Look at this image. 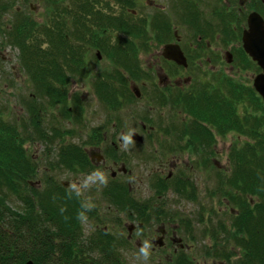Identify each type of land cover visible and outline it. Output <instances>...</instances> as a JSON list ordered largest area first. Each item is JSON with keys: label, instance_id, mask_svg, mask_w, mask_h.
<instances>
[{"label": "trees", "instance_id": "16d2710c", "mask_svg": "<svg viewBox=\"0 0 264 264\" xmlns=\"http://www.w3.org/2000/svg\"><path fill=\"white\" fill-rule=\"evenodd\" d=\"M68 1L69 4H52V18L45 24L35 22L26 12H18L16 9L14 17L10 18L12 30L8 35V43L18 49L20 68L28 77V82L32 83L34 92L32 101L24 102L31 124L23 122L22 128L26 131V136L21 134L17 123L5 120L0 103V264H88L89 261H85L87 255H94L96 252L103 256L116 254L109 233L97 230L89 236L85 234L82 221L77 219L81 207L78 197H69L68 189L54 178L57 170L76 172L77 167L86 169L85 153L65 140L60 142L56 150L52 149L56 138L71 135L72 132L54 127L50 129V135L43 127L42 117L49 109L54 108L59 111L64 122H83L82 101L79 97H69L68 86L71 79L86 77L82 56L94 30L143 34L146 28L144 24L137 25L133 21L122 19L120 23L108 15L100 16L101 12H96L95 0ZM259 2L250 0L248 11L256 10L264 17V3L259 5ZM12 9L14 8L0 2V29L6 11ZM233 22L234 26L238 25V31H232L233 38L240 41L241 22L237 19H233ZM132 36L124 34L121 39L112 43L111 38H101L98 46L116 63V60L128 63V60L134 59L136 55L135 36ZM241 53V59L236 63L242 69L254 65L256 72L260 71L243 50ZM116 77L120 81L124 79L120 75ZM131 78H135L133 73ZM107 86L109 85L105 82L104 89ZM122 94L127 92L123 90ZM109 95L111 100L108 99ZM104 96L105 111L111 115L112 111H117L118 102L112 92H104ZM193 96L195 98L186 102L185 112L208 139L215 142L213 132L204 127L203 123L218 132H238L246 139L251 138L250 142L232 147L229 156L231 177L228 178V186L226 185L220 195L233 206L232 236L235 245L243 250V257L241 256L235 264H264V131L259 129L264 126V102L253 86L238 79L229 80L228 89L206 91L204 88ZM41 101H44V104L39 103ZM249 103L256 105L255 108L262 112V117L252 114L239 116L240 108H246ZM240 118L251 123L252 132L242 130ZM27 127L33 128L34 136L27 132ZM192 134L193 138H201L198 131ZM36 141L47 146L49 158L54 154L45 164L50 173H45L42 178L39 173L42 163L38 162L26 147ZM206 162L209 163L204 157L203 164ZM205 165L207 168L208 164ZM209 166L212 164L209 163ZM40 180L41 186L38 185ZM174 180L175 183L160 182L156 189L151 186L158 194L173 190L178 197L195 201V185L181 181L179 177ZM111 191L112 200H116L122 210L131 206L141 207L134 201H128L127 187L112 188ZM62 208L65 209L64 212H61ZM138 215L139 219L146 216ZM185 223L187 227L192 228L189 222ZM226 229L227 226L222 223L221 233L226 232ZM191 230L189 229L192 236ZM216 240L217 244H221L219 236ZM129 243L127 238L121 237L120 249L124 252ZM55 253L57 258L53 257ZM73 254H79L80 257L70 263V256ZM230 254L216 252L215 256L229 261ZM93 261V264H126L122 253L119 261L114 258ZM178 264L195 263L185 259Z\"/></svg>", "mask_w": 264, "mask_h": 264}, {"label": "flooded vegetation", "instance_id": "af4514ba", "mask_svg": "<svg viewBox=\"0 0 264 264\" xmlns=\"http://www.w3.org/2000/svg\"><path fill=\"white\" fill-rule=\"evenodd\" d=\"M7 6H12L11 1L7 0ZM17 4H22V0H14ZM25 2L29 0H24ZM97 2V11L101 12L100 16L108 15L120 22L123 20L133 21L137 25H145L146 32L139 34L138 32H106L94 30L91 39L86 43L85 53H83L82 61L83 71L86 75L82 79H71L68 86L69 97L71 99L80 98L83 104V122L80 124L71 120L69 123L73 125H82L84 120L88 126L86 131L81 133L85 137L79 138L83 140L77 146L86 155L85 168L81 169V174L90 175L95 170L108 172L111 177V183L100 193L94 190H88L79 197L81 199L90 198L95 207L86 213V219L82 221V227L85 230L88 223L93 230H102L109 233L112 237L113 246L116 248L115 255L103 256L99 252L94 255L85 256L88 264L95 263L94 260H112L116 261L123 259L127 264L126 254L133 253L135 250L142 247V242L147 240L151 243L150 256L146 259L153 264H178L185 259L199 264L196 257L190 255L192 245V236L188 234L189 227L186 223L172 225L171 218L177 212H171L170 195H176L175 191L170 190L164 194V191L158 194L156 189L158 183L173 182L179 177L181 181L192 182L194 179L184 174V165L187 159L193 157V160L198 158L199 162L202 156H205L206 150L210 149L212 155L208 154L207 161L216 167H220L221 162L216 156H223V151L229 149L228 160L230 162L229 153L233 147L232 134L227 132H218L208 127L207 123L203 126L210 129L214 135L215 142L208 139L207 135L203 134L194 122H189L191 117L185 112L186 102H189L194 93L205 88L206 91L215 89H228V81L233 78L232 71L234 70L237 51L235 46L238 45L239 54L242 56L243 49L242 37L243 32L248 27V16L252 11H248L250 0H95ZM49 4L55 5L57 2L69 4L68 0H48ZM264 3V0H262ZM59 4V3H57ZM33 7L31 6V9ZM16 11H24L22 8H17ZM258 12V11H257ZM11 11H6L4 23L1 25V31L8 43V35L12 30L10 20L8 21ZM246 19L244 20V17ZM30 17H32L30 15ZM33 18V17H32ZM35 19V18H34ZM233 19H237L240 23L239 28L242 29L241 40H234L232 31H238V25L234 26ZM130 37L135 36L136 55L134 59L128 60V63H121L116 60V63L98 46L101 38H111V43L121 39L123 35ZM138 34V35H136ZM155 42L162 43V65H158L156 73L153 71L156 65L150 64L148 69L144 68L139 56L142 52H149L153 48ZM8 46L16 47L8 43ZM170 46H178L186 58L187 66L179 65L178 63L169 60L166 57V49ZM233 50V51H232ZM96 62H90L92 53ZM246 54V53H245ZM247 55V54H246ZM7 57V58H6ZM103 57L109 62V67L101 70L97 68V61L101 62ZM116 57V56H115ZM248 57V55H247ZM9 56H4L3 62L8 61ZM204 65L210 70V73H217L218 80L215 76L212 81H201L199 74L203 72ZM230 68V69H229ZM221 70H226L223 72ZM131 73L135 78H131ZM108 75V77H106ZM116 75L122 76V81L118 80ZM7 79L10 75H4ZM15 76V75H13ZM95 77V78H94ZM99 78H102L101 80ZM93 81L90 90L87 89V82ZM107 86L104 89V83ZM213 88H211V87ZM113 89V90H112ZM112 90V91H111ZM127 94H122V91ZM112 92L115 101L118 102L116 110L118 114L122 109L146 99L149 103L153 102L157 108H162L161 114L155 112L156 108L152 104L147 105V112L143 117V122L140 124V131L133 130V144L124 147L120 139L122 133L130 130V126L138 125L136 120L128 123L114 116L102 118H88L87 102L90 97H93L99 106L104 107L105 98L104 92ZM139 92V95H138ZM228 95V93H227ZM107 97V95H106ZM108 99L111 100L110 95ZM107 99V100H108ZM121 103V105H120ZM103 109V110H104ZM120 116V114H119ZM93 124V125H89ZM199 125V124H198ZM201 126V125H199ZM198 131L199 139L193 138V132ZM225 131V129H224ZM211 135V134H208ZM230 141V142H229ZM219 145H222L219 150ZM228 145V146H226ZM131 147V148H130ZM203 153V154H202ZM154 154L157 156L154 157ZM207 156V155H206ZM160 160V165L151 174L152 180L151 193L148 198L142 202L138 198H134V184L141 176L137 174L139 161L152 162L156 159ZM160 157V159H158ZM137 162L136 165L134 163ZM168 165H173L175 172L165 174ZM191 170H196L190 165ZM210 167V166H209ZM182 168V170L180 169ZM76 169V171H77ZM179 171V174L176 172ZM74 175V171H69ZM120 180V182H117ZM41 186V183H38ZM195 185V184H194ZM66 188L69 184H63ZM128 188V201H134L135 204H140L137 208L131 206L121 209V205L112 200V188ZM69 189V188H67ZM73 195H75L73 193ZM76 196V195H75ZM177 196V195H176ZM184 200V199H183ZM104 204L108 205L106 208ZM164 204V206H163ZM124 211V212H123ZM124 213V215H123ZM138 214L146 215L143 219H139ZM161 214V215H160ZM173 214V215H171ZM149 215V216H148ZM126 216L131 220V224L127 226V234L123 228L122 217ZM143 220V221H139ZM146 222V223H145ZM187 228V231L185 229ZM183 237H178L180 230ZM148 230L156 232L154 238L150 240ZM125 237L129 240V247L124 250L120 249V239ZM88 242L87 239H85ZM162 244V245H161ZM131 245V247H130ZM179 246L174 250L173 254L157 253L159 250L164 252L168 250V246ZM85 246V244H84ZM84 251V250H83ZM74 255V254H73ZM70 256V263L77 259L79 254ZM57 258V253L54 254ZM90 259L92 261H90ZM219 264H225L220 262Z\"/></svg>", "mask_w": 264, "mask_h": 264}, {"label": "rangeland", "instance_id": "374dc122", "mask_svg": "<svg viewBox=\"0 0 264 264\" xmlns=\"http://www.w3.org/2000/svg\"><path fill=\"white\" fill-rule=\"evenodd\" d=\"M48 0H29L25 2L22 0V4H17L15 1H11L12 5L11 8H14L11 10V14L9 15L8 21L10 18L14 17V10L17 8H22L27 12H31V16L35 18V22L39 24H45L48 21L50 22V19L52 18L51 11L53 7L51 4L48 5L46 2ZM259 5L262 4V0H259ZM0 2L7 3V0H0ZM258 5V3H257ZM253 5V7L257 6ZM31 6L33 7L31 9ZM249 9V4H248ZM252 11V10H251ZM253 12V11H252ZM257 12V11H256ZM63 14V12H62ZM64 17V16H63ZM65 18V17H64ZM245 20V19H244ZM235 50L237 51V57L236 61L239 63V59H241V56H239V50L238 45H236ZM162 43L155 42L153 44V48L149 52H142L139 56L140 61H142L144 68L148 69L150 67V64L156 65L154 67V72L156 73L157 66L161 64L162 62ZM233 51V50H232ZM97 53H92L90 56V62H96V57L94 58V55ZM4 56H9L7 59L8 61L3 62ZM19 53L18 50L14 49L13 47L8 46V43H6L5 36L3 35V32L0 30V103L3 107L4 111V118L6 121L9 122H15L18 126H20V132L22 135L26 136V131L22 128L23 122H25L27 125L30 124V117L28 115V111L26 107H24V102H31L32 101V94L34 92L33 85L31 82H28V77L24 74L23 70H21L19 65ZM7 58V57H6ZM244 65L245 62L241 60ZM109 61L103 57V60L99 63L97 61L96 64L97 68L104 70V68L109 67ZM235 62L234 70L232 71L233 78L243 81L244 83L253 86L254 79L256 76L261 72L257 71L256 67L253 66H247L245 69H242L240 65H238ZM256 65V64H255ZM203 72L201 71V74L197 78H199L201 81H212L214 79L211 76H215L216 81L218 80L217 73H210V70L207 68L206 65H204ZM258 67V66H257ZM250 68V69H249ZM259 68V67H258ZM230 69V68H229ZM260 69V68H259ZM223 71V70H221ZM223 72H226L224 70ZM228 73V72H226ZM10 75V78L7 79L4 75ZM15 75V76H13ZM95 78V77H94ZM93 83V81H92ZM90 81L87 82V89L90 90L91 84ZM254 87V86H253ZM39 103L44 104V101H41ZM31 104V103H28ZM152 104L154 108H156L155 112H161L163 111L162 108H157L153 102L149 103L146 99L138 101L137 103H134L130 105L129 107H125L122 109L120 116L118 113H115V117L121 119L125 122L131 123L133 120H136L138 125H134V123L130 126V130H137L139 132L140 124L143 122V117L146 114L147 105ZM37 106V103H36ZM88 109V118H102L101 122L103 121V118L112 117L114 116V113L112 112L111 115L107 114L105 109L101 106H99V103L93 98L90 97L87 104ZM256 105H251L250 103L246 108H240L239 116L244 115H256L261 116L262 112L258 111L255 108ZM104 109V110H103ZM247 110V112H246ZM86 116L84 115V118ZM262 117V116H261ZM242 130L252 132L253 128L251 123L247 122L244 118H240ZM189 122H191V119H189ZM42 124L45 130L49 132L51 135V128L57 127L60 130L65 131H71L72 134L65 135L62 138H56L54 141V144L52 146V149L56 150V148L60 145V142L65 140L70 143L75 144H81L83 140H79V138L85 137L81 133V130H83V133L86 131L87 119L86 122L84 120V123L82 125H76V123H73L71 125L69 122L65 121L61 118L59 111H56V109H49L48 113H46L45 116L42 117ZM90 126L93 124H89ZM260 131H264V126L259 128ZM27 132L35 135L33 133V128H26ZM141 132V131H140ZM261 133V132H260ZM259 133V134H260ZM256 134V133H255ZM251 138H245L242 137L238 132H233L232 134V144L235 145H241L245 142H250ZM230 142V141H229ZM228 146V145H226ZM31 154L34 156L38 162L42 163L41 168L39 170L40 177H44L45 173H50V169L45 166L47 164V160H51L53 158L54 154H51V158L48 157V151L47 146L45 144H42L38 141H36L34 144L30 143L26 146ZM131 148V147H130ZM219 150H221L222 145H219ZM211 149V148H210ZM210 149L206 150L205 156H202L201 161L199 162V159L193 160V157H190V160L187 159L186 164L184 165V174L192 177L194 181H192V184H195L196 188V198L195 201H187L183 200L182 198L176 196V195H170L169 200L171 201V212H177L178 214H171L173 217L171 218L172 225L175 224H182L181 221L189 222L192 226V228L189 227V229H192V245L190 250H188L187 253L190 255L196 257V260L199 261V264H219L220 262H225V264H235L236 261L241 259L242 251L239 247L235 245V241L233 238L234 234V228L232 227V219L233 216V206L230 204L229 201L224 199L221 195L223 194V191L226 189V185L228 186V178L231 177V163L228 160V152L229 149L226 151H223V156H216L220 162V167H216L212 165L209 167V163L203 164V158H208V154L212 155V151ZM202 153V154H203ZM207 155V156H206ZM157 156V154H154V157ZM230 156V153H229ZM160 159V157H158ZM42 161V162H41ZM139 162L138 165V172L137 174L141 176L142 181H140V178L137 179V183L134 184V190L133 195L134 198H138V201H143L144 199L148 198L149 194L151 193V183L152 180L150 179L151 174L153 172H156L157 168L160 165V160H157V157L154 161L148 162V161H137ZM137 162L134 163V165L137 164ZM207 165V168L205 167ZM190 165H192L196 170H191ZM182 170V168H180ZM82 170L77 169L75 174L72 176L70 172L66 169H61L55 171V179L58 180L61 184H69L68 187L70 188L71 185L75 184L77 187H80L82 184L85 183V181L88 179L90 175H83L81 174ZM104 175L107 178V183L104 184L100 182L98 177H93V182L91 183V186L88 187L83 193L87 192L88 190H94V192L100 193L103 191L104 188L107 187V184L111 183V177L108 174V172H104ZM170 172H175V168L173 165H168V167L165 170V174H168ZM179 174V171L176 172ZM41 182V180L39 181ZM117 182H120L118 180ZM221 193V195H220ZM14 205H17L16 202H13ZM105 208L108 206L106 204L103 205ZM124 212V211H123ZM124 215V213H123ZM123 219V228L125 233L127 234V226L131 224V220H128L126 216L122 217ZM225 224L227 226L226 232L221 233V224ZM87 226L86 229V235L89 236L93 233L92 227L86 223ZM186 231L187 228L185 227ZM188 229V234L191 235V232ZM184 230L181 229L178 237H183ZM206 231V232H205ZM150 240L154 238V235L156 232L153 230H148ZM219 236V239L222 240L221 244H217L216 237ZM155 239V238H154ZM148 241V239H147ZM179 246H168V250L165 249L164 252L159 250L157 253H169L173 254L174 250L178 248ZM219 248L220 250H218ZM216 252H223L228 253L230 252V260L227 261L224 258L218 259L215 256ZM243 257V256H242ZM127 264H153L152 262L145 260L142 256L139 255V249L135 250L133 253L126 254Z\"/></svg>", "mask_w": 264, "mask_h": 264}, {"label": "water", "instance_id": "95a60500", "mask_svg": "<svg viewBox=\"0 0 264 264\" xmlns=\"http://www.w3.org/2000/svg\"><path fill=\"white\" fill-rule=\"evenodd\" d=\"M242 44L245 53L261 69V73L254 79L253 86L264 102V18L260 13L254 11L249 14ZM165 55L169 60L187 66L186 58L178 46L168 47Z\"/></svg>", "mask_w": 264, "mask_h": 264}, {"label": "clouds", "instance_id": "9594fccd", "mask_svg": "<svg viewBox=\"0 0 264 264\" xmlns=\"http://www.w3.org/2000/svg\"><path fill=\"white\" fill-rule=\"evenodd\" d=\"M133 130H129L126 133H122L120 139L123 142L124 147H127L131 144H133ZM98 177L100 182L106 184L107 178L104 175L102 171L99 169L95 170L90 174L88 179L85 181L84 184H82L80 187H77L75 184L71 185L68 189L69 197L73 195V193L79 198L83 195V192L91 186V183L93 182L92 178ZM95 207L94 203H92L90 198H84L81 199V207L80 210L77 213V219L80 221H83L86 219V213L90 210H92ZM65 209H61V212H64ZM65 219H68V217H65ZM150 249H151V243L147 240L142 242V247L139 249V255L142 256L145 260L150 256Z\"/></svg>", "mask_w": 264, "mask_h": 264}]
</instances>
